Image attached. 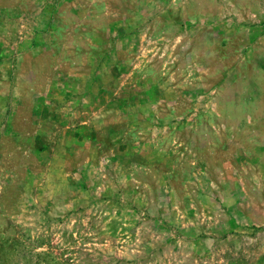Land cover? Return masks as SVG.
<instances>
[{
    "label": "rangeland",
    "instance_id": "374dc122",
    "mask_svg": "<svg viewBox=\"0 0 264 264\" xmlns=\"http://www.w3.org/2000/svg\"><path fill=\"white\" fill-rule=\"evenodd\" d=\"M0 264H264V0H0Z\"/></svg>",
    "mask_w": 264,
    "mask_h": 264
}]
</instances>
